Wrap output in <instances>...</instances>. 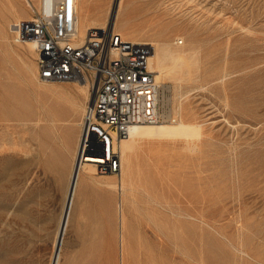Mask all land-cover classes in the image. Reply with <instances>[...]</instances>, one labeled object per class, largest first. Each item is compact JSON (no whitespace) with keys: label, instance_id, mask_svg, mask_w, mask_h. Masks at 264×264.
<instances>
[{"label":"rangeland","instance_id":"1","mask_svg":"<svg viewBox=\"0 0 264 264\" xmlns=\"http://www.w3.org/2000/svg\"><path fill=\"white\" fill-rule=\"evenodd\" d=\"M17 4L21 20L33 18L26 0ZM81 5L97 12L92 18L108 13L111 25L119 14L139 25L164 24L171 41L183 37L200 51L192 77L162 80L159 108L161 122H171L185 102L186 119L202 124L203 136L195 151L186 140L138 145L124 229L118 192L96 182L120 169H95L96 180L79 187L60 264H264V0ZM0 7V39L8 36L0 40V264H50L71 175L70 137L81 135L77 124L92 90L87 98L84 83L41 81L38 70L32 77L37 54L16 41L10 28L18 16ZM55 113L65 117L56 130Z\"/></svg>","mask_w":264,"mask_h":264},{"label":"built area","instance_id":"2","mask_svg":"<svg viewBox=\"0 0 264 264\" xmlns=\"http://www.w3.org/2000/svg\"><path fill=\"white\" fill-rule=\"evenodd\" d=\"M33 18L14 23L16 41L35 40L38 74L47 82H80L92 90L81 120L85 155L97 170L114 173L121 160L116 146L132 127L163 120L161 88L148 62L153 47L124 41L111 26L78 36L76 0H42Z\"/></svg>","mask_w":264,"mask_h":264},{"label":"bare ground","instance_id":"3","mask_svg":"<svg viewBox=\"0 0 264 264\" xmlns=\"http://www.w3.org/2000/svg\"><path fill=\"white\" fill-rule=\"evenodd\" d=\"M0 2L2 3V5H4V7L10 8V11L12 10L13 14L18 16L19 8H17L18 7L17 0H5V1L0 0ZM26 2H27V5L33 11H36L34 13H37L39 10H41L40 8L42 6V0H39V3H38L39 5L38 4L36 5L35 0H26ZM23 5H25V3ZM88 5L86 7L81 5L79 8V0H76L77 28H78V36L80 37L81 41H83L84 37L86 36L89 30L94 29V28L104 29L107 26H111L113 31L117 35H119V37L123 39L124 41H129L134 44L146 43L148 45H151L153 47V51H152L151 57L149 58L148 65H149L150 70H152L156 74V80L159 86L162 84V80L166 76L172 77L173 80L177 81L179 84L185 79L190 78V76L192 77V74H194L193 70L198 69L200 67V62H201L200 61V51L197 49L191 48L189 41L183 37H176V38L174 37V39L171 41L172 39V37L170 38L171 34L168 35L167 30L163 28L164 24L162 28L158 27L161 25L159 23H157L156 25L154 24L139 25L135 22V19H132L130 16L126 15L125 17L123 16L124 17L123 18L122 14L121 16L119 14L117 19L115 20V23L113 21V24L111 25L110 20H108V17L106 16L108 13H105L104 15L99 14L96 18H92L93 15L97 12L93 13L90 6ZM119 5H121V1H119ZM4 16H7V15H4ZM20 17L18 16L19 19ZM6 18L9 19L8 17ZM27 18H30V16ZM20 21H23V20L21 19L18 21L16 20V23ZM97 21H101V23L96 25ZM11 24H12V21H11ZM13 25L14 24H12V27L10 28L11 30L14 29ZM5 31H7L6 28H5ZM0 33H2V31ZM6 35L2 36L1 39L7 43L8 36ZM144 37H150V38H144ZM180 41H182L181 45H180ZM27 42H28L27 50L30 52L34 48V51L36 52L35 40H29V41H26L25 43ZM24 61L22 62L23 65H24ZM32 65H35V64H32ZM24 66L27 67V65H24ZM37 66L38 64L36 66H33L32 69L30 68L34 75L33 76L31 73L32 77H35L37 74V70H38ZM38 78L40 79V77ZM222 80L224 79L222 78ZM80 83H84L85 88H83V93L86 95L87 98H89V96L91 95L90 94L91 88H90L88 80L87 79L82 80L80 81ZM40 88L43 90V92L51 91L55 93L56 91V87L54 86L49 87L44 84H41ZM200 88L202 89V87ZM27 108L28 106L26 105V110ZM32 108L35 111V115L38 117L37 122H40L42 120V115L40 113L41 107L38 105H35V106H32ZM81 108L84 110L83 105ZM177 110L180 111V112L179 111L176 112L179 115V119H175V120L173 119L174 121H171V122H167V121L161 122L160 121V122L153 123V124H141V125H136L132 127L129 132L128 138L122 139L120 143L116 146V150H118V153L120 155V160H121L120 172L118 174L115 173L116 178H112V176H107V178H103V180L96 181L101 186L106 187L107 191H109L110 189L111 190L114 189L118 192L119 208L117 207V213L119 214L120 223L123 229L126 225V220H125L124 208L122 207V203L124 202V196H128L127 192L129 190L130 185L133 186V179H134L133 174L135 170V151L138 145L144 142L150 143L152 141L156 143H162L164 141H167L166 143H168L170 141L172 142L176 140L178 141L186 140L188 143V147H187L188 149L193 150V151L200 149L199 142L202 141L201 139L203 136V129H202L203 125L200 123L190 122L186 119L185 116L187 114V107H185V102L179 103V108ZM16 111L18 112V110ZM4 113H5V109L3 108V111H0V121L4 120ZM64 119L65 117H63L62 115H59L58 113L54 114L51 120L53 123L52 126L55 127V130L62 124ZM77 125H79L80 127L81 122ZM80 132H81V128H80ZM2 135L3 134L0 133L1 138H2ZM76 138H77V141H76ZM70 140L71 141L69 145V151L71 154V166H72L70 170L71 175H70L68 189L66 192L64 208L59 218V222L57 225L58 227H56L57 232H56V236L54 238L55 240L53 244V253H52L53 257L50 260L51 261L50 264H60L61 251H62V247L65 242L67 231L71 223L72 211H73L76 196L78 195V192H79L78 191L79 187L82 183L86 182L87 180H96L95 177L93 176V172L95 169L97 170L96 162H99V160L95 158H91L90 156H87L84 154L82 150L83 147L81 144L80 135L72 134V136L70 137ZM47 156H49V153ZM1 175L2 176L4 175L3 171L1 172ZM115 179L117 181H115ZM84 186H87V185H84ZM173 214L175 215L177 213L173 211Z\"/></svg>","mask_w":264,"mask_h":264}]
</instances>
